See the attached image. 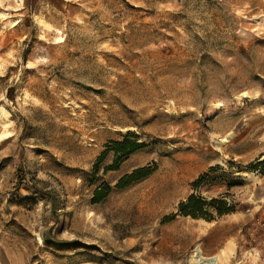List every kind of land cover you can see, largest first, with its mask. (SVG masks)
<instances>
[{
	"label": "rangeland",
	"instance_id": "rangeland-1",
	"mask_svg": "<svg viewBox=\"0 0 264 264\" xmlns=\"http://www.w3.org/2000/svg\"><path fill=\"white\" fill-rule=\"evenodd\" d=\"M259 161L264 0H0V264H264Z\"/></svg>",
	"mask_w": 264,
	"mask_h": 264
},
{
	"label": "trees",
	"instance_id": "trees-1",
	"mask_svg": "<svg viewBox=\"0 0 264 264\" xmlns=\"http://www.w3.org/2000/svg\"><path fill=\"white\" fill-rule=\"evenodd\" d=\"M143 146V143H138L135 139H131L129 136H125L122 140L111 141L107 145V149L102 152L98 161H100L107 150L111 149L116 154L120 156H126ZM264 164V161L257 162V165ZM117 168V159L105 169H115ZM156 169L155 163L152 165L141 166L133 169L129 173L123 174L115 184L116 188H124L133 182H136L149 174H151ZM202 181V177L194 181L193 186L196 187ZM111 188L108 184H104L94 189L92 194V202H100L104 199L110 192ZM235 209V204L228 202L223 197H213L206 199L201 195L190 193L184 200L180 201L177 205V213L183 216H190L192 218H202L205 220H213L215 217H220L224 214L233 212ZM168 218H173V215Z\"/></svg>",
	"mask_w": 264,
	"mask_h": 264
},
{
	"label": "bare ground",
	"instance_id": "bare-ground-1",
	"mask_svg": "<svg viewBox=\"0 0 264 264\" xmlns=\"http://www.w3.org/2000/svg\"><path fill=\"white\" fill-rule=\"evenodd\" d=\"M195 257L197 258V262H202V261H205V262H208L210 264H215L216 263V260H217V256H211V257H203L200 253V249H195Z\"/></svg>",
	"mask_w": 264,
	"mask_h": 264
}]
</instances>
